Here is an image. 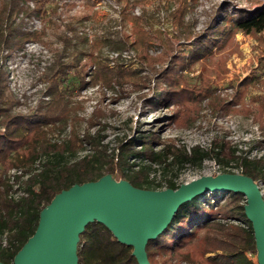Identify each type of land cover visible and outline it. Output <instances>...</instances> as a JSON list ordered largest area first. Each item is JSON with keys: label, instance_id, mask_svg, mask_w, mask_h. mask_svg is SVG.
<instances>
[{"label": "trees", "instance_id": "obj_1", "mask_svg": "<svg viewBox=\"0 0 264 264\" xmlns=\"http://www.w3.org/2000/svg\"><path fill=\"white\" fill-rule=\"evenodd\" d=\"M51 3L53 0H0V52L7 50L12 55L23 50L27 41L36 40L46 45L54 56L40 76L47 82L49 99L30 114L15 111L16 103L6 98V74L0 67V126L5 128L0 131V262L4 264H13L15 255L35 233L40 212L57 193L74 184L99 179L104 175V167L107 174L114 176L119 169L116 179L125 177L138 188H179L171 178H165L166 186L151 178L152 166L132 162L133 156L140 154L136 152L133 140L119 145L118 153L114 154L102 143L99 131L79 139L73 128L70 137L62 142L50 137L54 129L69 123L72 113L76 112L73 104L76 87L82 90L91 84L110 86L140 77V72L124 68L112 70L108 60L94 57L95 46L82 33L88 16L64 22L63 11L55 12L49 18L50 25L40 31L24 29L23 20L14 17L21 13L41 17ZM63 5L72 9L75 4L66 0ZM195 5L184 2L172 14L186 48L179 54L170 55L167 66L157 74V92L152 104L175 106L177 110L170 122L185 125L186 121L196 118L202 99L207 97L215 113L253 115L264 130V94L248 96L252 85L264 87V79L245 78L230 97H223L216 93L210 78L228 72V60L239 50L238 33L253 34L260 44H264V4L254 9L230 10L233 4L225 0L202 31L197 30V18L193 14L188 16ZM104 35V43L111 49L132 45L129 37L114 31L112 26ZM145 58L150 69H154L156 62L148 56ZM202 60L209 72V76L201 77L203 88L182 86L185 81L182 72ZM90 64H95L97 70L88 81ZM140 81L145 86L149 82L145 78ZM97 112L95 110L89 120L92 127L96 124ZM84 141L93 147V151L67 160V155H77ZM161 142L159 136H146L143 140L146 148L142 153L152 163L161 165L165 173L186 163L201 164L213 153V150L205 151L199 147L188 152L173 143L155 150L154 145ZM237 160L243 174L264 183V157L240 156ZM38 162L39 167L35 168ZM14 168L24 169L21 178H26L22 186L25 192L17 198L11 195L13 187L7 177L8 171ZM210 194L228 195L237 204L220 209L206 199L207 193H204V201L197 196L183 203L169 226L157 238L149 240L147 251L151 264H257L253 258L257 257L256 240L252 223L245 213L247 200L244 194L232 191H212ZM219 215L240 223H221ZM132 252L133 247L119 242L104 224L97 221L86 226L78 245L79 264H139Z\"/></svg>", "mask_w": 264, "mask_h": 264}, {"label": "rangeland", "instance_id": "obj_2", "mask_svg": "<svg viewBox=\"0 0 264 264\" xmlns=\"http://www.w3.org/2000/svg\"><path fill=\"white\" fill-rule=\"evenodd\" d=\"M223 1L225 0H72L75 5L69 9L63 5L66 0H53L41 17L16 14L14 17L18 21L23 20L24 29L36 31L49 26V18L55 12L63 11L64 22L88 16L84 20L82 33L95 46L94 57L108 60L112 70L124 68L140 72L138 79L125 83H113L110 86L91 84L82 90L76 87L73 97L76 112L72 113L69 123L53 130L50 134L53 141L67 140L73 128L79 139H84L88 133L94 135L99 131L102 143L108 146V152L117 154L119 145L133 140L136 152L140 154L133 156L132 162L152 166L151 178L163 186H166V179L170 178L180 187L203 176L240 174L242 169L238 166V157H264V130L253 115L237 112L217 114L205 97L196 118L186 121L185 125H179L173 120L170 122L173 112L177 110L175 106L152 104V98L157 92V74L167 66L170 55L179 54L186 48V42L180 37L177 24L172 18L173 12L184 2L196 4L188 16L193 14L197 18V30L202 31ZM230 1L233 4L230 10L239 7L254 9L264 4V0ZM31 6L34 4L31 3ZM110 26L114 31H120L129 37L132 45L119 50L107 47L104 34L110 31ZM236 42L239 50L234 51L228 60V72L210 76L216 93L223 97H230L245 78H257L256 81L264 79V44H260L253 34L242 32L236 35ZM145 56L156 62L154 69H150ZM53 60L50 49L36 40L27 41L23 50L12 55L7 50L0 52V67L6 74V98L16 103L15 111L30 114L40 103L49 99L46 95L47 82L40 76ZM84 62L85 60L83 64ZM87 70L86 80L90 81L97 70L96 65L90 64ZM202 76H209L203 60L182 72V79L185 80L182 86L203 88ZM141 78L149 81L146 86L140 81ZM260 93L264 94V87L256 84L251 86L248 96ZM95 110H98L96 124L92 127L89 120ZM4 129L0 126V131ZM151 135L161 138L162 142L153 147L157 151L165 144L173 143L176 147L186 148L188 152L199 147L205 151L213 150V153L201 164L186 163L165 173L161 165L152 163L142 153L146 148L143 140ZM92 151L93 147L84 141L77 155H67L66 159L80 158ZM38 167L39 162L35 165V168ZM19 170L14 168L7 173L13 187L11 195L16 198L25 192L22 186L26 178H21L24 169L17 172ZM106 171L105 167L102 168L104 175L107 174ZM119 171H116L115 177H118ZM122 179L127 180L125 177ZM259 185L264 197V183L259 182ZM164 189L167 188L152 190ZM211 192H205L206 199L220 209H229L237 204L228 195H212ZM199 197L200 201L205 200L204 193ZM218 221L240 223L222 215H219ZM253 258L258 264L257 257Z\"/></svg>", "mask_w": 264, "mask_h": 264}, {"label": "water", "instance_id": "obj_3", "mask_svg": "<svg viewBox=\"0 0 264 264\" xmlns=\"http://www.w3.org/2000/svg\"><path fill=\"white\" fill-rule=\"evenodd\" d=\"M210 191L244 194L257 261L264 264V197L259 183L243 173L203 176L178 189L164 190L138 188L112 174L74 184L57 193L42 209L35 233L15 255L13 264H79L81 234L94 221L104 224L119 242L133 247L139 264H151L149 240L169 226L183 203Z\"/></svg>", "mask_w": 264, "mask_h": 264}, {"label": "built area", "instance_id": "obj_4", "mask_svg": "<svg viewBox=\"0 0 264 264\" xmlns=\"http://www.w3.org/2000/svg\"><path fill=\"white\" fill-rule=\"evenodd\" d=\"M17 172H20V170H19V171H17ZM23 194H24V193H23ZM23 194H22V195H23ZM17 197H19V196H17ZM15 198H16V197H15Z\"/></svg>", "mask_w": 264, "mask_h": 264}]
</instances>
